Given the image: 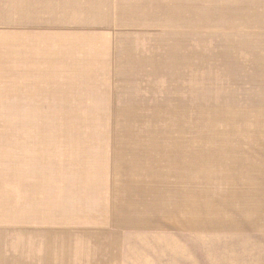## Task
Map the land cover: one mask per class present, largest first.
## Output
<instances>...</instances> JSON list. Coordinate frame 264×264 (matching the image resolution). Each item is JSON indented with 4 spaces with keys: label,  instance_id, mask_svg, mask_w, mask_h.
Listing matches in <instances>:
<instances>
[{
    "label": "rangeland",
    "instance_id": "1",
    "mask_svg": "<svg viewBox=\"0 0 264 264\" xmlns=\"http://www.w3.org/2000/svg\"><path fill=\"white\" fill-rule=\"evenodd\" d=\"M182 190L263 214L264 0H0V264H264Z\"/></svg>",
    "mask_w": 264,
    "mask_h": 264
},
{
    "label": "crops",
    "instance_id": "2",
    "mask_svg": "<svg viewBox=\"0 0 264 264\" xmlns=\"http://www.w3.org/2000/svg\"><path fill=\"white\" fill-rule=\"evenodd\" d=\"M230 160H224L222 163H212V174L216 173V168H220L222 166H227L229 165ZM243 161V160H240ZM218 173V172H217ZM225 174H229L227 170H225ZM212 186H214L212 184ZM153 188V187H152ZM225 188V186H224ZM171 189H178L175 186ZM253 190H248V192H240L239 195H234L231 198L228 197L229 194L225 191L223 194L220 195V198L212 200V203H215L219 208L218 210H214L213 208H208L205 206H201L200 202L198 199H201V196H196L192 195L193 192L190 194H187L186 191H180L179 199H176L173 204L167 208H162V212L165 211V214H167L166 218L174 217L168 224H174L178 225L179 223H183L184 226H190V227H200V226H205V227H230L231 229H237L239 227L243 228L244 226H248V228L251 229H256L258 228V225L255 223H250L248 221L241 222L239 221V217H241L238 214L241 212L243 214H246L247 217H250L253 212H258L261 216H263L262 212L260 213L261 205L255 206V200L254 197L250 192ZM186 192V194H184ZM245 193V194H244ZM242 194V195H241ZM210 200V199H209ZM199 202V203H197ZM211 202V201H210ZM208 202L206 201L204 204H207ZM223 203L226 204L224 207ZM247 206L249 209H247ZM210 207V206H209ZM150 208V205L148 202H143V206L141 210L148 209ZM153 209V206L151 207ZM236 208H240L235 210ZM244 208V211L242 209ZM260 208V209H259ZM264 208V206H263ZM184 210H188L186 215H182ZM231 210L233 212V215L231 217L226 215V211ZM179 212L176 213L173 212ZM152 212V211H151ZM231 212V213H232ZM163 214V215H165ZM195 214L198 216L196 217ZM225 215V216H224ZM257 215V214H256ZM144 217L145 215H141ZM152 217H145V223L146 225H152L153 223L159 222V223H166V220H163V218H156ZM150 227V226H149ZM226 229V228H225ZM258 230V229H256Z\"/></svg>",
    "mask_w": 264,
    "mask_h": 264
},
{
    "label": "bare ground",
    "instance_id": "3",
    "mask_svg": "<svg viewBox=\"0 0 264 264\" xmlns=\"http://www.w3.org/2000/svg\"><path fill=\"white\" fill-rule=\"evenodd\" d=\"M44 22V21H43Z\"/></svg>",
    "mask_w": 264,
    "mask_h": 264
}]
</instances>
